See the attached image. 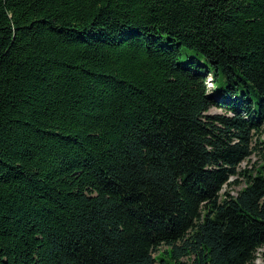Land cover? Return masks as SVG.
Segmentation results:
<instances>
[{"label": "trees", "instance_id": "1", "mask_svg": "<svg viewBox=\"0 0 264 264\" xmlns=\"http://www.w3.org/2000/svg\"><path fill=\"white\" fill-rule=\"evenodd\" d=\"M261 249L264 0H0V264Z\"/></svg>", "mask_w": 264, "mask_h": 264}, {"label": "rangeland", "instance_id": "2", "mask_svg": "<svg viewBox=\"0 0 264 264\" xmlns=\"http://www.w3.org/2000/svg\"><path fill=\"white\" fill-rule=\"evenodd\" d=\"M210 76L208 77V79H207V81H206V85L208 86V89H211L214 85H212V82L210 83ZM221 111V109H218V108H212L211 110H210V113H217V112H220ZM256 160H257V158H256V156L255 157H252L251 159H250V161H249V163H245V165L243 164L242 166H245V167H251L252 166V164H254V162H256ZM249 167V168H250ZM243 184H241L240 186H233V187H231L230 188V192H232V193H236V191L237 190H239L240 188H241V186H242ZM229 189V187L227 186V187H225V190H228ZM262 249L261 250H259L258 252H257V255H256V257H257V259L255 260V264H260L261 263V258H260V255H261V253H262Z\"/></svg>", "mask_w": 264, "mask_h": 264}]
</instances>
